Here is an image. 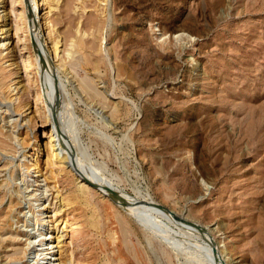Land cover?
I'll use <instances>...</instances> for the list:
<instances>
[{
    "label": "rangeland",
    "instance_id": "rangeland-1",
    "mask_svg": "<svg viewBox=\"0 0 264 264\" xmlns=\"http://www.w3.org/2000/svg\"><path fill=\"white\" fill-rule=\"evenodd\" d=\"M51 1L39 6L58 41L43 74L58 95L45 124L35 94L48 90L26 81L20 62L31 43L15 36L27 37L15 31L19 7L0 0V42L12 48L0 46L1 88L12 97L15 80L28 88L21 114L0 99V264L56 258L54 247L44 255L51 212L42 209L55 187L74 203L61 217L75 264H264V0ZM56 122L74 147L68 156L56 144L67 165L76 159L130 205L91 191L86 206L67 169L47 189L25 169L33 155L43 172Z\"/></svg>",
    "mask_w": 264,
    "mask_h": 264
},
{
    "label": "bare ground",
    "instance_id": "bare-ground-1",
    "mask_svg": "<svg viewBox=\"0 0 264 264\" xmlns=\"http://www.w3.org/2000/svg\"><path fill=\"white\" fill-rule=\"evenodd\" d=\"M10 1H11L12 7H13V5L19 7V10L16 11L17 15L15 13V17H16V19H18L20 21L19 24L22 26L17 24L15 31H19V30L27 31V37L25 35L23 37H21L20 34L17 35L16 33H15L16 34L15 36H17L18 40H20V41L21 40L24 41L26 38L29 41V43H31V44H29V47H27L25 44L22 45V47L29 49V51L27 52L28 55L26 54L27 56L25 58H23V56H22L21 60H20L22 68L24 69L25 74L27 76V78L25 80L31 81L34 77V82H35V79L37 76V77H39V79H41L43 81V84H41V86L44 85V88L46 87L48 90V92L47 93L45 92V95L43 96L45 99H43V97L41 96L40 93L35 94V105L37 103H41L43 122L46 124V123H49V117L46 115V114H48L47 112H49V110L47 111V108L49 106L48 104L50 102L55 103L57 101V96H58L55 94L56 93L55 90L57 89V86H55V83L54 84L52 83V86L50 89L49 86L47 84H45L46 82L43 79V77H45L43 74H45L46 71H49V72L52 71L51 70V66H52L51 64L54 62L53 59L55 57H57V47H58L57 46L58 41H51V39H50L51 29L50 30L48 29V25H47L48 22H47L46 15H45L46 12L39 14V11H40L39 6L42 4L41 2L47 1V3H48V0H10ZM5 18H6V16H5ZM36 18H37L38 22L36 21ZM40 19H41V22L39 21ZM0 21L4 22V15H0ZM3 25L4 24H2V26ZM2 26L0 28V34L7 31V29L3 30ZM43 30L46 32V36L48 37L47 40H49V41L46 40V38H47L46 36H43V33H42ZM30 41H32V42H30ZM7 43L8 42L5 43V41H2V42H0V46L2 45L3 49L6 50L7 53H9L12 51V48H10L8 45H6ZM49 44H50V46H49ZM73 45H74V43H73ZM32 46H33V49H32ZM49 54H52L53 57L52 56L50 57ZM11 64H13V63H8L7 67L10 66ZM31 69L35 70L32 77L29 76V75H31ZM52 77H54V76H52ZM46 80H47V78H46ZM24 83H21V80H15V82L12 84L13 86L12 85L7 86V92L14 90V92H13L14 96L12 97V95L4 96V92L1 88L2 83L0 82V94L2 96L0 99H5L7 101L6 103H9V101L12 102L11 103L12 105H10V104L9 105L12 107V109L11 108L10 109L12 110V112L14 114H18V113L21 114L22 112H24L26 110V109H24V107L27 104L24 103L23 100L20 99L21 96L24 94L25 88H27ZM28 86H29V84H28ZM53 89H54V91H53ZM10 97H12V98H10ZM14 100L17 101L16 104H13ZM51 105L52 104H50V106ZM27 110H28V108H27ZM30 112H32V114H33V111H29L28 113H30ZM56 112H57V110H56ZM34 115L36 116L35 113H34ZM54 115H55V113H54ZM31 116L32 115H30V114L29 115H23L24 123L30 122ZM58 116L59 115H57V117ZM12 123H13V121H12ZM61 123L56 122V124L55 123L51 124L52 129L49 132L47 141L44 142L43 151H45L44 152L45 159L43 161V163H44L43 172H41V169L38 167V160H37L36 156H33V155H30L31 157L30 156L28 157V158H30V160L28 158H26L27 156L25 154L23 155L24 160L28 159L26 162L27 164H25V169L28 171H31V170L34 171L37 174L36 177H39V176L42 177V180L45 183L46 189L48 187L47 182H50V180L56 181L57 177L59 175L63 174L65 172V170L67 169V171L71 173L74 180L76 181V193H77V196L79 197V200H81L86 206H89V204H87L88 198H89L88 194L91 191L100 195L101 197H106V198L110 199L113 203L120 202L122 206H128L127 203L129 204V202H128V199L126 200L124 198L125 196H121V194L118 192L117 193L114 191L112 192V190L110 188H106L107 186L103 187L97 181L92 179L90 177L91 175L89 176V173H88L89 171L88 172L85 171V169L82 167V165L77 163L76 159H75L76 161L74 159H72V160L68 159L70 161L69 162L70 165H67V163L65 162L67 159H65V161H64L63 158L64 157L69 158L68 157L70 155L69 152L71 153L70 150H71V148L73 149L74 147H71V145L66 143L65 136L63 135V132H64L63 126L64 125L62 126L63 123L62 124ZM8 132H9V134L12 135V137L15 140V143H16V145H18V147L23 148L25 146V137L21 136V131H19V130L12 131L11 129H9ZM63 142H64L65 146H64ZM56 144H58V145L60 144V147H61V144H62V146H64V148L66 147V149L68 151V153H67L68 156H65L66 153L64 152V154H65L64 157L63 158L60 157V155L56 149ZM70 157H73V156H70ZM75 157H76V154H75ZM77 157H79V156H77ZM78 161H80V160H78ZM80 162L83 163L82 161H80ZM93 175H94V173H93ZM54 184L55 183L53 182L51 187L54 188L55 187ZM103 188H105L106 190ZM48 190H49V188H48ZM54 191H55V195L53 197L55 198V200L52 202L50 200V203H49V205L51 204V206H52L51 211H49V205L44 206V208L42 207V209L45 210V212H43V214L46 215V212H51L50 214H48L46 216V218H47L46 223L49 224V226L51 227L50 228L51 230L48 233V238L45 239L46 242L43 244L45 246V248H44L45 254L44 255L49 253L48 250H50L51 248L54 247L57 249L56 258H54L51 261V264H59V263L60 264H65V263L73 264L74 262L71 260V257H70L71 253H69V255H68V253H66V251L63 247L64 243L62 240V236H63L62 231L65 229V227H67V224H66V220L63 219V217H61V214H63L64 212L66 213L65 215H67L68 213H71L73 211V204L74 203L69 198V194L62 195L56 187H55ZM105 202L108 203L109 206L111 205L110 202L107 201V199L105 200ZM96 213H97V210H95V209L92 210V215H95ZM98 219H99V217H98ZM91 220H92V225L94 223V220H95V223H97V220L95 219L94 216H91ZM14 238H15V236H12L11 240L14 241ZM21 250L22 249L19 247H15V246L13 247V253L14 254L15 253H21ZM55 261L58 263H56Z\"/></svg>",
    "mask_w": 264,
    "mask_h": 264
}]
</instances>
